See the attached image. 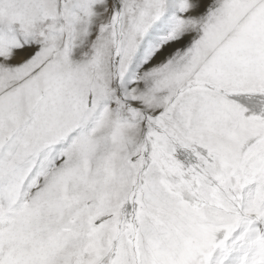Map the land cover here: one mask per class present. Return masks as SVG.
I'll return each mask as SVG.
<instances>
[{
  "label": "snow or ice",
  "instance_id": "6c2138e0",
  "mask_svg": "<svg viewBox=\"0 0 264 264\" xmlns=\"http://www.w3.org/2000/svg\"><path fill=\"white\" fill-rule=\"evenodd\" d=\"M0 264H264V0H0Z\"/></svg>",
  "mask_w": 264,
  "mask_h": 264
}]
</instances>
